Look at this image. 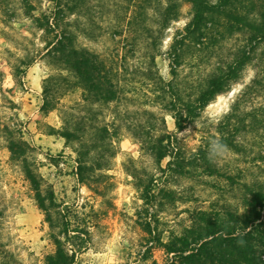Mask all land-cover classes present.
Segmentation results:
<instances>
[{"label": "rangeland", "instance_id": "1", "mask_svg": "<svg viewBox=\"0 0 264 264\" xmlns=\"http://www.w3.org/2000/svg\"><path fill=\"white\" fill-rule=\"evenodd\" d=\"M61 2L63 8L72 2L78 8L74 13L63 11L59 28L71 30L77 46L115 58L110 64L121 66L123 96L117 112L125 116L127 109L147 108L162 113L169 132H175V127L173 118L161 109L170 100L165 83L172 80L173 92L188 99L203 78L246 46L247 31L233 33L222 18L213 15L202 24L205 38L198 44L197 32L185 29L192 10L183 0H178V17L166 26L161 9L149 0ZM54 4L53 0H0V243L5 249L0 264H44L45 255L54 250L51 237L59 236L65 219L70 229L83 230L80 237L72 238L84 246L74 264H164L167 254L159 244L152 245L154 237L167 241L171 233L179 234L190 224L193 212L210 206L242 211L246 191L242 183L264 185V46L251 52L252 59L236 81L178 133L187 153L207 138L209 158L221 175L164 176L122 126L112 138L115 152L108 169H92L88 173L91 185H87L78 181L72 149L58 134H48L50 126L61 127L62 110L81 101L83 92L68 71L42 56L45 40L53 33L40 29L35 18L51 15ZM173 50L174 59L170 57ZM151 55H155V67ZM147 74L154 78L147 79ZM160 88L166 92L160 93ZM145 94L163 95L165 101L148 100ZM43 98L52 110H41ZM114 108L111 103L101 105L108 122ZM4 124L20 131L30 143L29 159L53 190L57 208L51 212L52 228L20 166L10 160L1 132ZM225 137L227 145L221 142ZM149 183L153 204H146L143 194Z\"/></svg>", "mask_w": 264, "mask_h": 264}, {"label": "trees", "instance_id": "2", "mask_svg": "<svg viewBox=\"0 0 264 264\" xmlns=\"http://www.w3.org/2000/svg\"><path fill=\"white\" fill-rule=\"evenodd\" d=\"M53 1L55 4L51 15L35 18L40 29L45 33H53L50 40H45L46 51L42 56H47L59 69L68 71L73 78V84L83 92L81 101L62 110L61 127L56 130L50 126L48 134H58L75 153L78 181L91 185L88 173L92 169H108L115 152L112 138L122 126L136 138L141 150L153 158L164 176L175 174L188 177L196 172L221 175L209 158L207 138H202L201 143L187 153L188 150L178 133L199 117L201 110L218 94L226 91L236 81L244 66L252 59L251 52L258 45L264 46V0H183L192 10V19L185 29L188 32H197L198 44L205 38L201 26L209 15L222 18L232 32L247 31L248 35L245 39L246 46L243 45L231 60L219 64L215 72L203 78L198 83L196 93L188 99L182 98L176 91L173 92L172 80L165 83L170 100L167 107L161 109L166 110L173 118L175 132L167 130L165 115L154 110L143 108L132 112L127 109L126 117L117 112V105L123 96L119 77L121 66L114 68L110 64V60L115 58L108 59L86 47L77 46L75 34L71 30L59 28V21L63 17V11L74 13L78 4L69 0L71 4H64L66 7L63 8L62 0ZM152 1L165 16V26L178 17V0H149ZM176 56L175 50L170 52V57L174 59ZM150 62L153 67L156 66L155 55H151ZM30 63L32 58L26 65ZM16 71L22 72L18 68ZM61 77L67 79L65 75ZM50 78L51 76L45 78L43 82ZM146 78L154 77L147 74ZM160 89V93L166 92ZM43 90L46 96L45 85ZM145 96L151 101L160 98L165 101L163 95H156L154 98L148 94ZM110 103L115 108L108 122L103 116L101 105ZM49 106L47 98H43L41 110H52L53 107ZM131 112L133 116L129 117ZM16 131L7 124L1 128L10 152V160L20 166L37 206L52 228L51 212L57 208L53 190L43 183L42 176L29 159L30 143L20 135V131ZM221 142L227 145L229 139L225 137ZM165 158L167 161L162 166L161 162ZM225 178L232 179L231 176ZM257 185L242 183L246 190L241 200L242 211L238 207L223 206L215 209L210 206L208 210L193 212L190 224L179 234L171 233L167 241L162 242L158 236L154 237L151 240L152 245L159 244L167 254L164 264H264V185ZM159 190L165 192L164 188ZM143 194L146 204H153L155 195L150 183L144 186ZM1 217L2 210L0 219ZM82 233L81 228L72 230L68 220H63L59 236L53 234L51 237L54 250L45 255L44 264H74L77 251L84 246L82 241L73 242L72 238L80 237ZM149 233L152 234L151 229ZM4 252L5 249L0 243V253L3 255Z\"/></svg>", "mask_w": 264, "mask_h": 264}]
</instances>
